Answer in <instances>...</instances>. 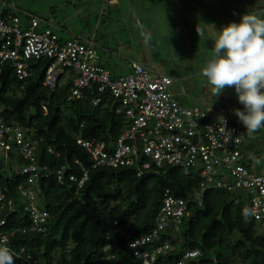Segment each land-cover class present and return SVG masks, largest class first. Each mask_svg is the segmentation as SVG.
I'll return each mask as SVG.
<instances>
[{
  "label": "trees",
  "instance_id": "obj_1",
  "mask_svg": "<svg viewBox=\"0 0 264 264\" xmlns=\"http://www.w3.org/2000/svg\"><path fill=\"white\" fill-rule=\"evenodd\" d=\"M48 64L30 61L31 76L24 80L18 79L10 61L0 65V119L7 129L3 140L10 146L0 152V190L16 203L8 227L27 228L30 223L20 187L30 191L37 208L49 215L44 232L28 231L10 239L13 255L23 248L38 264H141L129 245L141 234L157 230L167 192L184 201L187 209L177 229L171 221L144 249L168 245L157 256L158 264H177L188 251L199 255L186 264H264V213L258 219L251 214L247 190L235 188L224 169L202 191L204 180L197 170L186 173L165 166L137 176L142 158L129 167L95 165L77 140L94 139L104 144L105 151H114L127 119L119 102L109 91L99 92L97 85L86 87L81 97L71 95L72 81L66 76L54 91L44 88ZM15 129L33 145L39 175L31 184L33 173H15L28 166L14 141ZM250 159L242 148L237 164L254 176H264L246 165ZM57 172L64 175L62 183ZM84 172L87 180L81 188L69 181L70 176L81 179ZM217 182L233 189L217 187Z\"/></svg>",
  "mask_w": 264,
  "mask_h": 264
},
{
  "label": "built area",
  "instance_id": "obj_2",
  "mask_svg": "<svg viewBox=\"0 0 264 264\" xmlns=\"http://www.w3.org/2000/svg\"><path fill=\"white\" fill-rule=\"evenodd\" d=\"M8 9L16 10L0 1V65L10 61L18 79L24 80L31 76L29 62L44 60L49 63L44 71V88L54 91L59 80L66 76L71 78L73 97H81L84 89L94 84L99 92L109 91L119 102V110L126 117L128 125L115 141L114 151H105L104 144L94 139L77 140V144L90 154L95 165L129 167L142 158L137 176L165 166L182 168L186 173L188 170H197L204 180L202 191L206 189L205 184H210L215 174L224 169L233 180L234 187L247 190L251 196V214L258 219L264 213V176H254L243 165L237 164L244 144L241 133L243 124L234 115L230 105L216 106L212 111L184 107L171 92L172 79L160 74L151 76V71L136 62L131 63L132 72L128 76L111 77L100 64L93 38L62 41L50 28H40V19L28 16L26 23L22 24ZM96 104L97 101H94L93 105ZM220 116L226 119L227 130L232 135L227 142L224 135L218 132ZM15 131L14 141L21 148L22 158L28 161L27 167L15 173H33L28 179V184H31L39 175L33 157V145L28 140L24 141L19 129ZM4 132L7 129L0 119V152L10 149L9 144L3 140ZM56 179L59 183L64 181L62 172H57ZM86 180V172L79 180L74 176L69 177V181L76 183L77 188H81ZM216 185L233 189L220 182ZM19 190L20 196L27 199L23 207L30 220L27 228L8 227L7 218L16 212V203L0 190V246L9 249L10 239L16 234L44 232L49 216L47 211L37 208L30 191L22 187ZM186 209L184 201L170 197L166 192L157 230H163L171 221L177 229L176 224L186 214ZM157 230L141 234L129 245L133 257L141 264H158L157 256L168 248L166 244L153 251L144 250L153 242ZM198 255L197 251H188L177 264H186V261ZM14 256L18 264H38L37 259L25 253L23 248Z\"/></svg>",
  "mask_w": 264,
  "mask_h": 264
},
{
  "label": "crops",
  "instance_id": "obj_3",
  "mask_svg": "<svg viewBox=\"0 0 264 264\" xmlns=\"http://www.w3.org/2000/svg\"><path fill=\"white\" fill-rule=\"evenodd\" d=\"M102 2L103 10L96 20L110 31L114 24L113 33L118 32L119 36L124 32L130 43L124 45L120 41L119 44L130 48V56L136 57L133 62L144 66L153 76L160 74L172 79L171 92L182 106L212 111L216 106L227 104L236 109L238 99L234 89L227 88L215 97L201 70L212 55L216 32L231 22L239 23L245 14L264 17V0ZM197 29L204 31L202 38ZM193 96L194 105L187 106L186 102Z\"/></svg>",
  "mask_w": 264,
  "mask_h": 264
},
{
  "label": "clouds",
  "instance_id": "obj_4",
  "mask_svg": "<svg viewBox=\"0 0 264 264\" xmlns=\"http://www.w3.org/2000/svg\"><path fill=\"white\" fill-rule=\"evenodd\" d=\"M197 32L202 38L204 31ZM201 74L215 97L227 88L234 89L243 110L232 111L246 128L247 136L254 139L264 129V17L245 14L239 23L231 22L216 32L212 55ZM219 121L218 132L227 142L232 138L227 121L223 116ZM0 264H15L8 247L0 246Z\"/></svg>",
  "mask_w": 264,
  "mask_h": 264
},
{
  "label": "rangeland",
  "instance_id": "obj_5",
  "mask_svg": "<svg viewBox=\"0 0 264 264\" xmlns=\"http://www.w3.org/2000/svg\"><path fill=\"white\" fill-rule=\"evenodd\" d=\"M0 1L8 3L16 9L15 13L22 24L26 23L28 16L36 17L44 24L42 28H50L58 37L64 38H60L62 41L75 37H93L97 46V53L101 57L100 62L109 71L111 77H123L131 74V63L136 61V57L130 56V48L124 46L130 43L126 35L124 32L121 36L117 35L118 32L113 33V28L116 27L114 24H111L112 31H110V28L104 27L103 22L96 20L97 14L103 10L102 0ZM105 16H102V19ZM120 41L124 45H120ZM150 75L153 76L152 73ZM190 98L186 102L187 106L194 105L192 104L194 96ZM235 108L243 110V106L238 102H236ZM241 133L244 136L243 151L251 158V163L247 161L246 165L250 166L255 173L264 172V129L257 132L254 139L247 136L244 126H242ZM256 160L259 163H256Z\"/></svg>",
  "mask_w": 264,
  "mask_h": 264
}]
</instances>
